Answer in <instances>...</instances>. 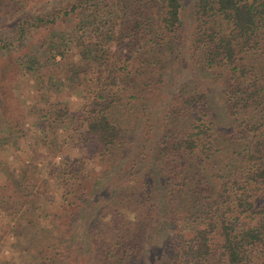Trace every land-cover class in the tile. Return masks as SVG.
<instances>
[{
    "label": "trees",
    "instance_id": "1",
    "mask_svg": "<svg viewBox=\"0 0 264 264\" xmlns=\"http://www.w3.org/2000/svg\"><path fill=\"white\" fill-rule=\"evenodd\" d=\"M28 1L0 0V13L13 18L17 40L41 33L39 48L53 63L38 64L27 52L7 55L0 59V88L24 72L40 88L46 84L48 92L65 88L87 101L80 115L85 134L105 147L118 145L125 132L118 109L130 101L151 102L163 71L181 54L180 1L61 0L32 11L25 10ZM192 19L189 54L205 69L217 70L232 126L219 129L212 123L200 89L173 93L163 103L154 148L160 198L144 212L150 222L166 227L159 250L169 248L168 264H264V0H196ZM10 45L0 37L1 51ZM13 102L18 103L11 99L1 107L7 133L24 116ZM65 111L37 113L61 120ZM72 165L60 170L69 198L64 228L36 227L40 217L33 212L44 198L43 182L23 168L20 178L11 179L10 193L23 207L5 223L17 232L16 246L33 254L34 264H143L138 216L155 198L152 184L126 186L121 199H112L104 221L97 220L98 212L86 215L87 232L99 241L90 260L75 246L72 225L94 185L86 187L78 170L69 175ZM125 210L137 217L130 219Z\"/></svg>",
    "mask_w": 264,
    "mask_h": 264
},
{
    "label": "rangeland",
    "instance_id": "2",
    "mask_svg": "<svg viewBox=\"0 0 264 264\" xmlns=\"http://www.w3.org/2000/svg\"><path fill=\"white\" fill-rule=\"evenodd\" d=\"M59 1L61 0H29L25 10L54 7ZM179 1L182 23L180 40L183 42L181 54L163 71V82L151 102L141 104V101H138L139 103L130 101L124 108L118 109L119 121L125 129L118 145L105 147L85 134L80 115L87 101L70 95L65 88L54 90V87H50L48 92L45 89L46 84L42 83L40 88V84L34 83L32 76L27 78L25 72L15 75L11 80L12 85L0 88V264H34L31 261L33 254L29 255V251L26 252L16 246L17 232L12 228H6L5 225L12 211L23 209L22 206L19 207V202L13 197V193H10L11 179L20 178L22 174L20 168H23L28 175L36 177L37 183L43 182L46 190L42 195L44 198L39 203V209L33 212V215L40 217L36 227L46 228L57 224V228H64L65 209L69 208L67 206L69 198L62 191L59 178L62 166L66 163L70 164L71 161L74 162L73 170L68 168V174L72 175L78 170L83 176L81 182L86 187L90 188L94 185L93 190L84 200L79 218L72 225L75 246L80 247V251L91 260L90 256L93 255L95 245L99 244V241L94 239L97 236L88 234L86 215L98 212L100 213L97 214L98 221L110 218L109 209L116 199L115 196L119 197L126 186L141 187L150 182L154 188L155 198L144 203L138 216L141 220L138 222L140 261L143 264H168L169 248L162 247V250H159L161 231L166 227L163 224L153 223L154 219L150 222L144 212L145 209L152 208L160 198L158 185L161 179L154 158V148L159 136V115L164 107L163 103L177 90L187 92L194 86L200 89L207 99V105L211 109L210 115L214 121L212 123H215L219 129H228L232 126V121L223 107L221 93L223 84L220 83L217 70L205 69L199 59L192 58L189 54L193 5L196 0ZM15 29L13 18L0 13V37L11 43L8 50H0L1 60L7 55L14 57L16 55L14 52H27L30 54L29 57L32 56L38 61V64L44 63L45 60L49 64L53 63L47 53L39 48L38 39L41 33H30L23 37L24 39L17 40ZM7 52L9 54H6ZM9 68L14 72L13 64L7 69ZM44 74L42 70L41 75ZM11 99L18 101L13 103L20 105L24 116L16 121L11 133H7L3 127L4 108L1 107ZM59 108H66L61 120L52 119L50 116L43 118L41 112L37 113L39 109L51 113ZM137 111L139 113L135 116L134 112ZM42 136L46 139L43 140ZM157 211L160 214L162 209L158 208ZM43 214H46L45 218L41 216ZM123 214L128 217L131 215L127 210ZM162 215H165V212H162ZM134 217H137L136 214ZM117 225H121V222L118 221ZM98 231L103 230L100 228ZM119 231L118 227L114 233ZM167 235L171 236L170 232ZM13 237L15 242H12ZM79 264L84 263L79 261ZM85 264H93V262Z\"/></svg>",
    "mask_w": 264,
    "mask_h": 264
},
{
    "label": "clouds",
    "instance_id": "3",
    "mask_svg": "<svg viewBox=\"0 0 264 264\" xmlns=\"http://www.w3.org/2000/svg\"><path fill=\"white\" fill-rule=\"evenodd\" d=\"M129 218H130V219H135L134 215H130ZM12 242H15L14 237L12 238ZM6 254H7V253H6Z\"/></svg>",
    "mask_w": 264,
    "mask_h": 264
}]
</instances>
